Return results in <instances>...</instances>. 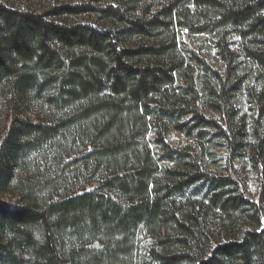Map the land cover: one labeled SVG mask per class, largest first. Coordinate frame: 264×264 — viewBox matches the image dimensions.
<instances>
[{"label": "trees", "instance_id": "16d2710c", "mask_svg": "<svg viewBox=\"0 0 264 264\" xmlns=\"http://www.w3.org/2000/svg\"><path fill=\"white\" fill-rule=\"evenodd\" d=\"M46 1L0 0V264H264V0Z\"/></svg>", "mask_w": 264, "mask_h": 264}, {"label": "rangeland", "instance_id": "374dc122", "mask_svg": "<svg viewBox=\"0 0 264 264\" xmlns=\"http://www.w3.org/2000/svg\"><path fill=\"white\" fill-rule=\"evenodd\" d=\"M21 1H24V0H21ZM32 3L35 4V9H38V11L44 10L48 6V2L46 0H33ZM197 39L201 40V38H197ZM197 41H199V40H196V43H197ZM191 48H194V47L191 45ZM202 49L208 55H211V63H214V61H215L214 60V52L211 51L210 49H207L206 46H203ZM238 100H242V99L239 98ZM1 102H2V100L0 99V129L2 130L3 126L6 122L4 121V113H3V108H2ZM241 105L243 106L244 103L241 102ZM167 139L172 144V146H174V147L183 148L185 146H190V147L193 146L192 141H189V140L185 139L184 137H182L181 135L175 134L173 132H170L168 134ZM223 154H224L223 152H219V154L217 153V155H215V160L218 162L221 161L220 157ZM219 163L221 164V162H219Z\"/></svg>", "mask_w": 264, "mask_h": 264}]
</instances>
